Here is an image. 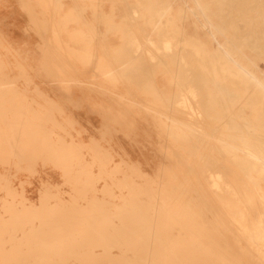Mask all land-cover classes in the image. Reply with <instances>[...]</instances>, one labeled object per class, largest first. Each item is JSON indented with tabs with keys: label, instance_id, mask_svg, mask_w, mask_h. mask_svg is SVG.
<instances>
[{
	"label": "bare ground",
	"instance_id": "1",
	"mask_svg": "<svg viewBox=\"0 0 264 264\" xmlns=\"http://www.w3.org/2000/svg\"><path fill=\"white\" fill-rule=\"evenodd\" d=\"M28 1L30 2V0ZM216 1L221 3V1L223 0H216ZM47 5L44 6L50 7V5L48 6ZM54 5L52 6V8L54 7ZM250 5H252V3ZM73 7H69V8H73ZM136 7H137V2H136ZM162 8H164V6ZM81 9H83V7ZM85 9H83V11ZM93 9H95L94 6ZM133 9L131 10V12L133 11ZM152 9L153 8H150L151 11ZM27 10L30 11L29 8ZM40 10L42 11V9ZM162 11H158L159 16L161 17L164 15V13L167 12L166 10L164 12ZM40 12L38 14H40ZM33 13L34 12L32 11V14ZM94 13L96 12L94 11ZM36 15L37 14L35 13L34 16L36 17ZM29 16H31V11ZM34 16L33 17L31 16L32 17L31 20L34 18ZM51 16H53V14ZM137 17L138 16H136V18ZM61 18L56 19L53 22L51 21L52 26L50 25V27L53 28L52 29L50 28V30H52L53 36H55V38L58 39V42L61 45V40H62L61 37L63 36V34L65 35L66 32L70 33L69 31H66V29L68 25H71L73 26V30H72L73 33L76 34L78 33L77 34L78 36L79 33H81L83 35V38L88 37L86 43L80 44V46H78L81 48V51L77 47H73L70 49L71 51H76L77 53H79L78 55H82V58L87 61L86 63H89L93 57H89L88 53L92 50V48L96 46L95 44L96 40L91 39L90 36L92 35L90 34L95 33L98 38V35L101 34V32L99 31V27L94 28L93 27L94 24H92L89 30H83L82 27L83 24L85 25V23H82L84 21L80 20L82 19V16L81 18L77 17L75 21L70 19L69 22L64 21ZM42 19H41V23L44 22ZM147 19L149 18L147 17ZM36 20H38L39 22V18H37ZM47 20L45 18V21ZM35 21H33V23ZM100 21L105 23V21H103L102 19ZM112 22H111L112 25H109L110 23L108 24L109 30L107 31L115 29L116 25L114 20ZM53 23L55 26L53 25ZM130 23L131 22H128L129 26ZM34 24L36 25V23ZM79 24L81 25L80 27H78ZM223 24L224 23H222V25ZM178 25H182V24L180 23ZM43 26L45 25H42L40 27ZM45 27H43V30H45ZM202 27L207 30L206 32H208L207 33L208 36L214 40L215 44L219 48L217 52L221 56H218L216 52L215 53L209 52V50H207L204 41L195 38V36L194 37L191 36L187 32L188 28L186 26L187 29L185 27L183 29L184 38H185L184 44L192 47L193 54L200 59L199 65H202V63H204L206 57L211 59L212 61L213 60L216 61L217 63H223L222 60H225L226 64L223 65V68L225 71H227L228 74L231 75L232 78H236V79L245 78V81L253 84L255 90L258 93H261L262 96L264 97V72L256 68V64L254 61L255 57H252L254 55L256 56L264 55V43L262 44L258 41L253 40L257 36H247L246 37L247 41L245 45L251 47L255 51H254V55H250V52L243 53L241 51V55H242L241 57H243L245 61L242 62L240 58L233 57L232 55L229 54L228 51H225L222 48L224 44L218 40L216 33L217 31H219V33L221 32V34L223 33L221 30L216 29V24H214L212 18L211 19L206 18L205 24ZM37 28L39 29L38 26ZM131 29H133L132 26ZM63 30H65L66 32ZM251 31L253 30L251 29ZM102 34H104V32ZM125 34H128V32L127 33L125 32ZM135 34H137V32L134 31V36H136ZM143 34L145 35V33ZM143 34L140 35L139 37L140 40L142 38L141 36H144ZM127 36L125 38L126 40H127ZM137 36H139V33L137 34ZM157 36L159 37V35ZM104 37L108 38L105 35ZM144 37L142 39H145ZM51 39L50 37L48 38L49 41ZM76 40L78 41V39ZM137 41L136 44H139V41L138 42ZM149 42L147 43L146 41L147 45L150 44ZM54 43L55 45H59V43L57 44L56 41H54L52 44L54 45ZM143 43L145 42H142V44ZM154 43L155 42H153V44ZM44 44L43 45L39 44V45L42 46L43 48ZM142 44L141 45L139 44L137 46L138 47L143 46ZM157 45L158 44L156 42L155 46ZM167 45L168 44H166L165 46ZM46 46L49 47V45ZM63 46L64 45H62L61 47L62 49ZM115 46H118V44ZM176 46L177 45H175V47ZM54 47H58V46H54ZM54 47H50V48H54ZM66 47L67 46L65 44V48ZM129 47L127 44V49ZM151 47L153 46L150 45L149 47L150 49L148 50L147 48V51L150 52L156 49V48L152 49ZM163 47L164 45L162 46V48ZM167 47L171 49V47L169 46ZM102 48L100 50H103ZM122 48L123 47H121V49ZM133 48L136 47L134 46ZM141 48L139 49L137 48L136 50L138 52L146 50V49L140 50ZM44 49L45 48H43V50ZM136 50L134 49L135 52ZM42 51L39 50V52L41 53ZM45 51H43V53L45 54V56H48L46 53L49 52H45ZM64 51L63 53H65ZM134 51L131 50L130 52H134ZM160 51L161 49L159 47V52ZM118 52L119 51L117 49L113 51L115 61L118 62L117 64L123 61L122 62L123 66L120 65V68L115 70V71L118 70L117 72L111 70V68L108 66L109 61H107L108 67L102 66L103 69H100L98 67V70L99 69L101 71L103 70V72L101 73H103V76L105 78L107 77V79L109 78L110 80H115V82L123 80L127 82L128 85L129 74H132L137 68L139 69L140 66L138 67L137 63H130L129 61H126V63L129 64V66L127 65L128 66L127 67L124 63L125 56L123 59L122 56L120 57L119 55H117ZM159 52L156 54L159 55ZM170 52H172V50ZM161 53L163 52L161 51ZM49 54H52V52H50ZM57 54L62 55L59 52ZM137 54L138 53H135L133 55V58ZM144 54L145 53L143 52L142 55L144 56ZM113 55H111V57ZM139 55H141V52L139 53ZM149 55L152 56L151 53ZM69 56L71 55L69 54ZM73 56L77 58L76 55ZM164 56H165V52H164ZM172 56L175 57V55ZM111 57L110 59H112ZM145 57L147 58V56ZM43 58H44L42 62L43 67L41 66L43 69L41 68L40 70L42 71L44 70L43 74L47 75L51 72V71L49 72L48 66L51 65L50 62L53 57L52 58L43 57ZM50 58L51 60L50 62H48L50 64L47 66L46 61H49ZM162 58L163 56L161 57V59ZM148 59L150 61L151 58ZM66 60H68V58ZM173 60H177V59L173 58ZM142 61H144V59ZM155 61L158 62V60ZM39 62H41V59ZM62 62L63 61H61V63ZM117 64L115 66H117ZM249 64H254V69H251L252 67H250ZM54 65L52 66L54 67ZM65 65L67 68L68 64ZM7 66L8 65L4 62L2 57H0V192L3 194L2 196H0V264H264V113L262 111L264 108H260V106L258 107L257 104L258 100L255 96V91H253L254 87L247 88L248 90L246 89L247 97L246 99L243 98V100H245L244 112L241 113L239 111L235 116L231 117L230 128L229 125H227L229 128L228 137H226L227 139H225V136L227 135L224 134H223L224 137H221L218 134H217L218 137L213 135L209 136V137L213 136V138L217 137L218 139L216 138L215 140L216 142L218 141L220 143L218 144L221 146H219L218 144H217L218 147L217 145L214 146L215 141L213 140L214 142L213 143L211 142L213 146L209 148L206 147V151L204 150L205 152H203L205 154H200L199 149H201V147L198 146V142L200 141L199 138L202 137L200 136L199 138L196 137V134L198 132L194 128H190L189 125H187L188 123L186 124L185 121L181 124L183 120L182 118L183 116H181L182 120L179 116L181 120L180 121L176 114L173 115L172 112L176 111L175 108V110L173 109L174 111H172L171 113L173 117L175 116V118L176 117L178 118L180 125L177 124V121H174L172 119L173 117L172 118L165 117L166 119L159 121V128L161 127L162 129L161 133H163L165 137L168 139L167 141L169 147L166 150H165L166 147H164V151H167L165 153L168 154V156H171L173 155L172 151H179L178 155L180 156L179 157L180 160H178V162L176 163L177 161L176 159V161L172 165L169 162L170 164L168 166L161 161H156V162L151 161L149 163L147 162L146 165H142L137 161H126L123 159L115 162L113 159L115 157V153L104 148L101 142H99V140H96L95 138L91 137L90 141L88 142L84 141V139L81 138V134H82L81 129L78 130L76 128L78 123L74 121L72 118L66 116L64 112L65 109L63 103L60 100L49 98L44 93V91L38 88H33V89L29 88L28 86L29 83L27 82H29L31 78L30 75L27 73L28 71H25V67L23 68L20 64H18L19 73L15 77H11L7 75L8 74L6 71L8 69ZM134 66H137L136 69L134 68ZM50 67L49 69L53 68ZM56 67L57 70L53 68L55 71L54 70L52 71L55 72L56 75H54V73L52 72L51 73L53 74V77H55L54 79H60L62 76L61 70L58 72L59 67L58 66ZM61 67L59 69H61ZM181 67L183 69L182 64ZM44 68H47L49 73H46ZM63 68L62 70H64ZM164 69H165L164 67H161V69L160 67L156 68L157 71H163ZM156 70L155 72H157ZM185 70L186 69H184V72H186ZM172 73L173 72L164 74V76L168 77V82L166 83H169L167 84L168 86L166 89L160 87L158 88L156 87L157 86L156 84H155L156 86L151 84L150 88H148V90L146 91H149V89H151V91L154 92L155 96H162L160 97V99L164 98V101L166 99L168 100L169 97L171 99V95L175 91H177L175 93H179V91L184 89L181 88V90L179 89V91L175 89L176 83L174 82V80L176 76L175 73L174 74ZM52 74L49 75V77H52ZM37 75L39 74L37 73ZM198 75L199 74L197 75L194 74L193 77H197ZM177 76L181 77V75L180 76L177 75ZM182 76L185 75L183 74ZM186 77H188V75ZM214 77L217 78L218 75L215 73ZM181 78L183 79V77ZM198 78L199 76L196 79L198 80ZM188 79L189 78H187V80ZM200 79H202V77H200ZM18 80H21L22 84L24 85L17 86ZM191 81L192 80H189V82ZM194 81H193V85H197L196 82ZM67 82L68 81L64 83ZM189 82L186 81V83ZM144 84L145 83H143V85ZM190 84H188V86H190ZM180 87H182V85H180ZM65 89L64 92L67 93L68 88L66 90ZM127 90L129 89L127 88ZM195 91H197V89ZM102 92L104 91L102 90ZM206 92L207 91H204V94ZM70 93L71 92H69L68 95ZM130 93L129 94L127 93L128 96L130 95ZM141 93L143 94L142 91ZM190 93L192 92L190 91ZM211 93L213 94V92ZM134 94H136V92ZM204 94L203 97H207L206 96L207 94L206 95ZM218 94L219 95L221 94L222 96L224 94V90L223 91L218 90ZM175 95H179V94H175ZM195 96L198 97L197 93ZM196 97L193 96V98L195 99ZM185 98L186 97L184 95V99ZM190 98H192V96ZM120 99L122 100V98ZM184 99L183 101L186 100ZM195 99L193 100L196 104L202 98L199 99L197 102ZM205 99L202 100L206 101ZM261 99L264 101V98ZM227 100L228 99H226L225 101ZM177 101L179 102V100ZM236 102L237 100L235 101V103ZM178 104H172L174 105L173 108L175 106L177 107ZM180 104H183V102ZM180 104L178 106L182 107ZM200 104L203 105L202 101L201 103H198L199 106ZM74 105L77 106L76 103ZM137 105L140 106L139 104ZM170 105L171 104H169V106ZM186 105H184L183 107L184 109L186 108ZM207 105L209 104L207 103ZM217 105L219 106V104ZM160 106L162 107V105H159V107L157 106L156 109L157 111L158 108H160ZM228 106L229 104L227 105V107ZM148 107L150 108V106ZM193 107L195 108V106H192V108ZM212 107H215L214 104L211 105V108ZM244 107L242 109H244ZM100 109L102 108L100 107ZM164 109L166 108H163L162 109L163 111L159 110V112L160 111L165 113L168 112L167 109L166 110ZM218 109L214 111L216 112L218 111ZM156 110L154 111L156 112ZM170 110H172V108L169 109V111ZM178 110L180 109H177V112ZM192 110L190 109L191 112ZM196 110L194 109L195 112H197ZM248 110H250L249 113ZM184 111H182V113ZM105 113L106 112H104V114ZM210 113L211 115L213 114L212 112ZM160 114H159V118H160ZM197 114L198 115L200 114V117L204 116L203 114L201 115V112ZM189 115L186 114V117L184 118H188L187 116ZM214 115L212 116L213 117L219 116L218 113ZM162 116H164V114ZM107 117H109V115ZM117 117L118 119L120 118L119 116ZM235 118H239L241 122L236 121ZM155 119H158V117ZM193 119L195 118L193 117ZM111 120L113 119L111 118ZM198 120H200L201 122V119ZM217 120L218 118H216L215 122ZM197 121H195V123ZM225 121H228V119H226ZM121 122L123 121L121 120ZM189 123L190 125L191 123L194 124V122H189ZM205 124H207V120ZM212 124H216V123L211 122V125ZM197 125L198 124H194L193 126H197ZM202 125L204 126V124ZM211 127L209 129H211ZM197 128L199 129L200 127ZM101 131H102L101 140L105 141L107 139L106 135L107 134L109 135V133H107L105 128L103 130L101 129ZM207 131L209 132V130ZM218 131L219 130H217L216 132L218 133ZM205 132L206 131H204V135ZM212 132L210 131V133ZM224 132L222 130V133ZM128 134L130 135V133ZM201 136H203V134ZM213 138H211V141ZM169 142L171 143V145L169 144ZM172 145L175 148L172 147ZM207 149H209L210 151L207 152ZM164 156L166 157V155ZM199 157H202L200 159L204 160L203 163L195 161L196 158ZM166 158L168 159V157ZM201 166H203V168ZM211 168H213L212 172L216 173L214 177L218 179V186L220 185L219 188L220 191H217L216 189H215L216 191L210 190L209 188L205 187V184L203 185V183L200 180L201 178L199 174L200 169H202V171L203 170L209 171V169ZM42 169L44 170L46 175L47 172H58L60 174L61 184L53 185L51 183H48V181L43 180L39 187V196L37 201L35 202L31 201L24 192L22 186L26 182H21V190L14 188V186L12 185L13 179L20 178L22 177V175L27 178H34L35 176L39 175L38 173L42 172ZM63 186L68 187V191H66V194L68 195L67 198L63 197Z\"/></svg>",
	"mask_w": 264,
	"mask_h": 264
},
{
	"label": "rangeland",
	"instance_id": "2",
	"mask_svg": "<svg viewBox=\"0 0 264 264\" xmlns=\"http://www.w3.org/2000/svg\"><path fill=\"white\" fill-rule=\"evenodd\" d=\"M51 1L52 0H40V1L38 0V3H40L39 4L40 7L37 6V12H40L41 11L40 9H42V11L39 14V18H41V19L43 18L42 20L44 22H42V23L45 24V26H46L45 27V30L46 31L43 30V27H42V32H40L38 30V32H39L38 33V37L37 38H34L31 41L30 40L27 41L23 37H21V38H15L14 36L11 37L13 39H11V40H9L7 42H5V41L2 42L1 39H0V50L1 49H4V51H6V50L8 51L7 48H8L9 42L12 41V40L14 41V39H15L16 42L18 44H20V45H24L26 43H30L33 48L36 47L35 53L31 57L32 60L39 61L41 59V61H43V59H44L43 57L48 58V56H45V54L43 53V51L46 50V48L43 50V48L45 47V45H44L43 48L40 45H43L45 43L44 40H48L49 37H50V39L52 38L50 41L48 40V43L51 42V45H52V43L54 41H56L57 44L59 43L58 42V39H56L55 36H53L52 30H50V28L52 29L53 27H50V25L52 24L51 21L53 22L54 20L61 18L60 14H59V13H61V6H56V4L58 3L57 0H53L54 2L53 1L51 2ZM208 1L209 2L211 1V2L209 3ZM46 2L48 3V5H50V7L47 5ZM68 2H69L68 5H70V7H73L74 6V3L75 4H82V3H86L87 4V6L83 7V9L86 8L85 9L86 11L84 10L85 12L84 11L82 12V19H80V20L84 21L82 23H85V24L88 23V25L91 27L92 24H93V22L95 21V20H93L94 17H95V14H98V10H100V9L98 7L97 8L94 7L95 9H93V5L87 3V0H68ZM136 2H137V7H136ZM54 3H55V5H54ZM133 3H135V4H133ZM165 3H167V4H165ZM248 3H249V5H248ZM251 3H252V5H250ZM107 4H109V5L108 6H105L104 10L105 11L106 10L109 11V12H107V16H109L110 14L113 15L111 18L115 21V25H116L115 26V31H113L111 33V35H110V37H111L110 40H111V42H112L113 45L114 44L115 45L118 44V46H115L114 45L115 46V50L117 49L119 51L117 53V55H119L120 57L122 56L123 59H124V56H125L124 63H125L126 66L127 65L129 66V64L126 63V61H129L130 63H137L138 67L140 66L139 69L138 68L136 69L137 66H134V68L136 70L132 74H129V79H128L129 84L128 85H127V82L121 80V81L115 82V85L114 84H110V83H106V82H102V83H106V84L100 87L101 90L99 89V87L98 88H93V87L86 88L85 86H83L84 85V82H86L87 80H89L91 78L93 80L96 79V78L97 79H103V76H101V74L98 73L97 70H94L91 67H89L90 65H85V64H83L84 62L82 63L80 60H79V62H72L70 58L72 57V59H75V56H73V55H76V54H73V52H71L70 50H66V48H63L65 50L64 51L61 48L60 43H59V45H55V43H54L53 47L54 46H58V47H54V48L55 49L57 48L58 50L57 49L56 50L59 53H61L62 55H58L57 54L58 52L54 48H50L52 46H49V50L48 51L47 50L45 51V52H49V53L52 52V55L54 56V59H53V61L51 60V63L53 62L52 64L53 65L55 64V66L61 67V66L64 65L63 67H66L65 64H68L67 67H71V66L78 65V66H81V67L82 66L83 67H88L90 69V70H80V69H78L76 67H74V68L72 67V68H68L67 70L61 71V74L65 72L64 79H66L67 81H70L69 88L68 89L66 88L67 91H68V93L69 92L73 93V91L75 92V95L72 96V100H71L72 102L73 101L74 102H81V103H83V105L85 104V105H88V106H89V104L91 106H93V104L94 105H97V106L100 105V107L102 108V110L104 109L102 113L100 112L103 115V120L101 118V116H102L101 115L100 116L101 119L98 118V121H97V123H95V126H96V128H98L99 126H101V124H103V127L106 129L107 133H109V135L108 134L106 135L107 142H106V140L105 141L104 140H101V136L98 135V133H96V131L92 127H90L84 121V118L82 117V114L83 113H81L79 115L78 113H80V112L75 111V110H78L76 108H73L74 109V112L72 111L73 110L71 108L72 107V102H66V101L63 102L62 101L63 98L61 97V95H58L57 97L56 96L51 97L49 95V98H52V99L54 98V99L60 100L63 103L64 109H65L64 112H65L66 116H68L69 118H72L74 121H76L78 123V125L76 126V128L78 130L81 129V131H82L81 138L82 139H85L86 137H88L89 135H91V137L95 138L96 140H99V142H101V144H102V146L104 148H106V149H108V150H110V151H112V152L115 153V157L113 158L115 162L123 159V160H126V161H137V162H139L142 165H146L147 162L149 163L151 161H153V162L161 161V162H164L167 166L170 163H171V165L174 164V162L176 161V159H177L176 163L178 162V160H180L179 159L180 156L178 155L179 154V151H172L173 155H171V156H168V154L165 153L167 151H164V147H166L165 150L169 147L168 141H167L168 139L165 137V135L163 133H161V131H162L161 127L159 128V121L160 120H163V119H166L165 117L172 118L173 117L172 116V113H173V115L176 114L178 118H179V116H180V118H181V116H183L182 117L183 120L181 118V120H182L181 124L185 121L186 124L188 123L187 125H189L190 128H194L198 132L197 133L198 136L196 134V137H198V138H199V136L202 137V138H199L200 141L198 142V146L201 147V149H199L200 154H205L203 152L206 151V147L209 148V147L213 146L212 143L214 141H215L214 142V146H216L219 143L218 141L216 142V140H215L218 137L217 134L220 135L221 137H224V135H227V136H225V139H227L226 137H228V132H229V128H230L231 117L232 116H235L239 111L241 113L244 112V110H245V107H244L245 106L244 105L245 100H243V98L246 99V97H247V90H248L247 88H253L254 86H253V84L246 82L245 81V78L244 79H242V78L241 79L232 78L231 75L228 74L227 71H225L224 68H223V65L226 64L225 60H222L223 63H217L216 61H214V60L212 61L211 59H209V58L206 57V60H204V63H202V65H199L200 59L193 54L192 47L189 46V45H185L184 44V39L185 38H184V30L183 29H184V27L186 28V26H187V28H188V29L186 28L187 29V32L191 36H193V37L195 36V38H198V39L203 40L204 43H205V45H206V47H207V50H209V52H214V53L216 52L218 54V56H221L217 52V50H219V48L215 44L214 40L211 39L208 36V34H207L208 32H206L207 30L202 27L205 24V19L206 18H210V19L212 18V20L214 21V24H216V29L217 30H221L222 33H223V34H221V32L219 33V31H217V33H216V36H217L218 40L221 43L224 44V46L222 48L225 51H228L229 54L232 55L233 57L240 58L242 62H245L244 61V58L241 57L242 56L241 55V51L243 53H246V52L249 53L250 52V55H254V51H255L251 47L245 45L246 44V41H247L246 37L247 36H257L253 40L258 41V42H260L262 44L264 43V0H223V1H221V3H219L216 0H205V1L204 0H169V2H168V0H115V6L110 5V2H107ZM216 4H218V5H216ZM44 5H47L51 9H49L48 7H46ZM53 5H54V7L52 8ZM132 6L134 7V9H133ZM163 6H164V8H162ZM210 6L211 7L213 6V7L211 8ZM47 8L49 10H51V11H49ZM150 8H153L152 11L150 10ZM69 9L71 10L70 14H72L73 11H74V9H76V7L69 8ZM83 9H81V10H83ZM132 9H133V11L131 12ZM148 9H149V11H148ZM93 10L96 13H94ZM114 10H115V13L114 14L113 13H110L111 11L113 12ZM165 10L167 12L164 13V15L162 17L159 16L158 11L164 12ZM43 11H44V13H43ZM211 13H213V14H211ZM52 14H53V16H51ZM129 14L132 16V18H131V16ZM133 15H135V16H133ZM192 15H193V17H192ZM57 16H60V17H57ZM136 16H138V17L136 18ZM146 16L149 19H147ZM77 17H78V15H76V14L73 15L72 14V15H70V18H65L64 21L69 22L70 19L73 20V21H75L77 19ZM45 18H46V20L47 19H49V20L45 21ZM111 18L110 17H107V18H105V20L106 21H108V20L111 21L112 20ZM117 19H118V21H117ZM132 19H134V20H132ZM150 19H152V20H150ZM86 20H87V22H86ZM89 20H90V23H89ZM176 20H177L178 23L176 22ZM147 21H149L150 24ZM128 22H131L130 23V26L128 25ZM46 23H47V25H46ZM180 23L182 25H178ZM222 23H224V24L222 25ZM18 25H20V24H18ZM53 25H54V23H53ZM176 25H178V26H176ZM131 26H132L133 29H131ZM182 26H183V28H182ZM218 26H221V27H218ZM137 28L139 30H141V29L142 30L139 31ZM251 29L253 31H251ZM133 30L135 32H137V34L139 33V36H137V34H135L136 36H134V31ZM125 32L126 33L128 32V34H130V35L125 34ZM142 32L145 33V35ZM227 33H229V34H227ZM0 34H1V32H0ZM141 34H143L145 36V37L144 36H141L142 38L144 37L146 39V37H147V39H149V40L146 39L147 43L150 41L149 42L150 43L149 45H147L145 39H142V38H141V40L139 39V37H140ZM157 35H159V37ZM43 36H45V37L47 36V37L46 38H42ZM92 36H93V33H92ZM126 36H127V40L130 38L128 41L125 39ZM205 37H206V39H205ZM208 37H209V39H208ZM84 39L85 38H83V37L81 38L82 41H84ZM137 39H138L140 45L142 44V42H145L142 45L143 46L146 45V46H144V47L143 46H139L138 47L137 45H139V44H136ZM120 40H121L122 43L120 42ZM129 41H130V43H129ZM159 41H160V43H159ZM161 41L162 42L166 41L167 43L166 42L162 43ZM153 42H155V43L153 44ZM156 42L158 44L157 46H155L156 45ZM124 43H126V44H124ZM165 43L168 44L167 46L171 47V49L168 48L167 46H165L166 45ZM127 44H128V47L129 46H132L133 44L134 45L132 47H129L127 49ZM162 44L164 45L163 48H162V46H163ZM150 45L153 46V47H151L152 49L153 48L154 49L156 48V49L153 50V51H150V52L147 51V48H148V50L150 49L149 48ZM175 45H177L178 47L177 46L175 47ZM120 46L123 47L122 48L123 50L121 49ZM134 46L136 48H133ZM158 46L160 47V49H161V51L163 53H161V51L159 52V47ZM39 48H41V49H39ZM59 48H61L62 50L59 49ZM137 48L138 49L141 48L140 50H144V49H146V50L140 51L141 52V55H139L140 52H138L136 50ZM120 49H121V52H120ZM130 49L132 51H134V49H135L136 52L135 51L134 52H130L131 51ZM39 50H41V51L43 50L42 53L39 52ZM171 50H172V52H170ZM63 51L65 53H63ZM107 51H108V49H107ZM100 52H101V54L103 56H105V52L104 51L101 50ZM143 52L145 53L144 56L142 55ZM158 52H159V55L160 56L158 54H156ZM164 52H165V56H164ZM166 52H167V55H166ZM49 53L47 55H50ZM66 53L67 54L69 53L71 56H69V54L67 55ZM135 53H138V54L135 55L134 58H133V55ZM147 53H149V54L151 53L152 56L149 55V54H147ZM154 54H156V55H154ZM138 55H139V57H138ZM172 55H175V57L172 56ZM76 56L79 57L78 55H76ZM145 56H147V58ZM162 56H163V58L161 59ZM0 57H2V59L4 60V62L8 65L7 67H9V65L16 64L14 62L12 64H11V62L8 63L6 61L5 56H3V55H1ZM106 57L109 59L110 58L109 57V54L106 55ZM252 57H255L254 61H255V64H256V68L258 70L264 72V67H263L264 66V55H261V56L254 55ZM67 58H68V60H66ZM148 58H151L152 60L150 59V61H149ZM173 58L174 59L176 58L178 60V62H177V60H173ZM259 58H260V60H259ZM20 59L21 60H25V61L28 60V62L30 61V57H29V59H27V57L21 56ZM143 59H144V61H142ZM155 60H158V62L155 61ZM61 61H63V62L61 63ZM164 61H167V62H164ZM122 62L119 63V64H117L118 62L115 61V65L117 64V66H118V67L115 66L116 67L115 70L118 69V68H120V65L123 66V63ZM60 63H61V65H60ZM181 64L183 66V69L181 67ZM177 65H178V67H177ZM249 65H250V67H252L251 69H254V64H249ZM157 67H160V69H161V67H164L165 69L163 71H157L156 70ZM170 69H171V71H170ZM184 69H186L185 70L186 72H184ZM155 70L157 72H155ZM59 71L60 70H58V72ZM117 71H115V72H117ZM170 72H173L172 74L175 73V76H176L175 77V80H174V82L176 83L175 89L179 91V89L181 90V88H184L181 91H179V93H175V92H177V91H175L171 95V99H173V100H171L170 97H169L168 100L166 99L164 101V98H162L163 100L160 99V97H162V96H155L154 95V92L151 91V89H149V91H146V90H148V88H150V85L151 84H153L154 86L157 85L156 87H158V88L160 87V88H165L166 89L167 86H168L167 84H169V83H166V82H168V77L164 76V74H166V73L168 74ZM7 73H10V71H7ZM53 73H54V75H56L55 72H53ZM182 73L185 76H182L183 75ZM186 73H187L188 77H186L187 76ZM215 73L218 75L217 78L214 77ZM190 74L192 75V78H191V75ZM194 74H196V75L199 74L198 75L199 76L198 80L196 79L198 76L197 77H193ZM177 75H179V76L181 75V77H183L184 81H183V79L181 77H178ZM150 76H152V77H150ZM157 76L160 77V78H158ZM200 77H202V79H200ZM209 77H210V79H209ZM50 78H52V77H50ZM54 78L55 77H53L52 79H54ZM187 78H189V79L187 80ZM52 79H51V81L52 82L54 81L53 83H60V81H61L60 80L61 78L60 79H55L56 81L55 80H52ZM57 80H60V81H57ZM189 80H192V81L189 82ZM176 81H178L179 83L176 82ZM186 81H188L189 83H186ZM193 81L196 82V84L198 86L197 85H193ZM215 82H217V83H215ZM132 83H135V84H132ZM143 83H145V84L143 85ZM190 83H192V84H190ZM122 84H125V85H122ZM178 84L182 85V87H180V85H178ZM188 84H190V86H188ZM193 86H195V87H193ZM202 86H203V88H202ZM188 87L190 89H193V90H190ZM127 88L129 90H127ZM40 89L43 90L46 93L44 87H42ZM106 89L107 90L109 89V90L107 91ZM140 89H142V90H140ZM196 89H197L198 92L199 91H201V92L198 93L197 91H195ZM200 89H202V90H200ZM60 90H61V87L57 88V91H60ZM102 90L104 92H102ZM218 90H222V91L224 90V94L222 96H221V94L219 95L218 94ZM141 91L143 92V94L141 93ZM190 91L193 94L190 93ZM204 91H207V92L204 94ZM253 91H255V96H256V98L258 100V103H257L258 104V107L260 106V108H264V101L261 99V98H264V97L262 96L261 93H258L255 90V87H254V90ZM78 92L80 93V96H78ZM98 92L101 95H99ZM130 92L132 93V95H131ZM135 92H136V94H134ZM195 92L197 93L198 97L195 96L196 95ZM211 92H213V94ZM94 93H96V94H94ZM127 93L128 94L130 93V95L128 96ZM148 93L149 94L151 93V94L149 95ZM200 93H202V94H200ZM145 94H148V95H145ZM175 94H179V95H175ZM203 94L204 95L207 94L206 96L208 97V99H207V97H203ZM118 95H119L120 98H122V100L118 97ZM184 95L186 97L185 98L186 100L184 99ZM182 96H183V98H182ZM191 96H192V98H193V96L196 97V99L193 98V99L196 100V102L199 99H201V98L202 99H205L206 98L205 99L206 101H204V100L201 99L199 102H197L195 104L194 100L192 98H190ZM199 96H202V97H199ZM218 96L220 98H222V99H220ZM177 97L178 98L180 97V98L178 99ZM236 98H238V99H236ZM183 99L185 101H183ZM226 99H228V100L225 101ZM147 100H148V102H147ZM177 100H179V102ZM236 100H237V102L235 103ZM241 100H242V102H241ZM201 101H202V104L203 105L200 104V106H199L198 103H201ZM117 102H119V103H117ZM133 102H135V103H133ZM150 102H151L152 105L150 104ZM182 102H183V104H180ZM155 103H157V104H155ZM178 103L182 107L178 106L179 105ZM207 103L209 105H207ZM242 103H243V105H242ZM137 104H139L140 106H138ZM169 104H171V105L169 106ZM172 104H178V105H177V107L175 106L173 108L174 105H172ZM212 104H214L215 107H212L211 108V105ZM217 104H219V106ZM228 104H229V106L227 107ZM159 105H162V107L160 106L161 109L158 108V111H157L156 109H157V106L159 107ZM184 105H186V108L185 109L183 108ZM232 105L235 108H233ZM124 106L125 107H128V108H125ZM148 106H150V108ZM151 106H152V108H151ZM192 106H195V108L194 107L192 108ZM203 106H206V107H203ZM201 107H203V108H201ZM243 107H244V109H242ZM163 108H166L167 111L169 112V114H168V112H166V113L165 112H162L163 111L162 110ZM171 108H172V110L169 111V109H171ZM175 108H176V111H174ZM206 108H207V111H206ZM166 109H164V110H166ZM177 109H180V110H178V112H177ZM190 109L191 110L193 109L192 112L190 111ZM194 109L195 110L198 109V110H196L197 112H195ZM216 109H218V111L215 112L214 110H216ZM154 110H156L157 113ZM159 110H162V111L159 112ZM230 110H232V111H230ZM241 110H243V111H241ZM129 111H131V112H129ZM172 111H174V112H172ZM182 111H184L183 112L184 114L182 113ZM262 111L264 113V109ZM104 112H106V113L104 114ZM119 112H121V113H119ZM200 112H201V115L202 114L204 115V116H201L202 118L200 117V114L199 115L197 114V113H200ZM210 112L213 113L212 115L218 113L219 116L218 117H213ZM220 112H222V113H220ZM249 112H250V110H248V113ZM107 114L109 115V117H107L108 116ZM123 114H125V115H123ZM159 114H160V118H159ZM163 114H164V116H162ZM186 114L187 115L190 114L189 116H187L188 118H184V117H186ZM206 114H208V115H206ZM115 115L119 116L121 119L120 118L118 119V117L115 116ZM110 116H111V118L113 120L116 119V117H117V119L114 120L115 122L113 120H111ZM226 116H227V118H226ZM106 117L109 118V119H107ZM157 117H158V119H155ZM177 117L175 118V116H174L172 119L174 121H177V124L180 125V123H179L180 118L178 120ZM193 117L196 120L193 119ZM204 117H206V118H204ZM189 118H191V119H189ZM216 118H218V120L215 122ZM184 119H186V120H184ZM198 119H201V122ZM224 119L225 120L228 119V121H225ZM121 120L123 122H121ZM188 120H190V121H188ZM202 120H204V121H202ZM206 120H207V124H205L206 123ZM223 120H224V122H223ZM235 120L241 122V120L239 118H235ZM195 121H197V122L195 123ZM208 121H210V122H208ZM221 121H222V123H221ZM189 122H194V124H198V125L197 126H193L194 124L191 123V125H190ZM211 122L212 123L214 122L216 124H212L211 125ZM217 122L219 123V125H218ZM124 124H126L127 126L124 125ZM202 124H204L205 127ZM223 124H224V127H223ZM119 125H120V127H119ZM199 125H201V126H199ZM227 125H229V128H228ZM209 126L210 127L212 126L211 129H209L210 128ZM103 127H102V130L104 129ZM197 127H200V128L198 129ZM213 127H215V128H213ZM201 129H204V130H201ZM198 130L202 131L203 133L200 132V131H198ZM207 130H209V132ZM217 130H219L218 133L216 132ZM222 130H223V132L224 131H227V132L222 133ZM204 131H206L205 132V135H204ZM210 131L211 132L213 131V132L210 133ZM128 133H130V135ZM200 133H202L203 136H201L202 134H200ZM84 134H88V135L87 136H84ZM210 135L217 136V137H214V138H213V136L209 137ZM127 136H129V137H127ZM157 136H159V137H157ZM160 137H161V139H160ZM204 137H207V138H204ZM211 138H213L212 141H211ZM208 139H210V140H208ZM86 142H88V141H86ZM161 142H163V143H161ZM200 142H201V144H200ZM165 143H166V145H165ZM203 143H204V145H203ZM169 144L171 145L170 142H169ZM218 145H217V147H218ZM219 146H221V145H219ZM172 147H174V146L172 145ZM208 151H210V150L207 149V152ZM164 155H166V157H168V159ZM200 158H202V157L196 158L195 161L203 163L204 160L203 159H200ZM201 167L203 168V166H201ZM212 170H213V168L209 169V171H207V170L206 171L205 170L202 171V169H200V171H199V174L201 176L200 180L203 183V185L205 184V187L209 188L210 190H213L214 191L216 189L217 191H220V189H219L220 188V185L218 186V179H216L214 177V175H216V173L212 172ZM38 174L39 175L38 176H35L34 178H27V177H25V176L22 175V177L15 178L12 181V185L14 186V188H16L18 190H21V182H26L22 186L23 187V190L26 193L27 197L31 201H34V202L37 201V199H38V196H39V187H40V184L42 183L43 180H46V181H48V183H51L53 185L61 184L60 174L58 172H47V175H46L45 172H44V170L42 169V172L41 173H38ZM202 177H204V178H202ZM212 178H213L214 181L212 180ZM204 179H206V180H204ZM212 183L215 184V185H213ZM66 191H68V187L67 186H63V197L64 198H67V196H68L66 194ZM2 195L3 194L0 192V196H2Z\"/></svg>",
	"mask_w": 264,
	"mask_h": 264
},
{
	"label": "crops",
	"instance_id": "3",
	"mask_svg": "<svg viewBox=\"0 0 264 264\" xmlns=\"http://www.w3.org/2000/svg\"><path fill=\"white\" fill-rule=\"evenodd\" d=\"M57 1H60V2H58L59 3V5L58 4H56V6H61V13H59L60 14V16L62 17L63 15L65 16H63L62 17V19L64 20V18H69L70 17V15H72L73 13L74 14H76V15H78V17H81L82 16V12H83V10H81L80 8V6H82V7H85L86 6V3H82V4H75L74 3V7H77L78 9H74V11H73V13L72 14H70L69 12H71V10L69 9V7H70V5H68V0H57ZM29 1L28 0H0V32H1V34H0V39H1V41L3 42V41H5V42H7V41H9V40H11V39H13V38H11L12 36H14L15 38H21V37H23L24 39H26L27 41L28 40H33L34 38H37L38 37V31H37V26L39 27V31L40 32H42V27H40V26H42V25H45L44 23H41V18H39V12H37V6H39V4L40 3H38V1H36V0H30V2L28 3ZM63 4H62V3ZM107 2H110V5H112V6H115V0H87V3H92V5L94 6V7H98L100 10H98V14L97 15H95L96 17H94V19L93 20H95V18H96V20L93 22V27L95 28V27H99V31L101 32V34L104 32V34H100V35H98V38H97V35L95 34V33H93V37L92 36H90V38L91 39H95L94 41H95V44H96V46L94 47V48H92V50L88 53V55H89V57H93L92 58V60L89 62V63H86L87 61L86 60H84L83 58H82V55H78L79 53H77L76 51H71V49L70 48H73V47H77V48H79L80 49V51H81V48L80 47H78V46H80V44H83V43H86V41H87V39H88V37H84L85 38V40H84V42L81 40V38L83 37V35L81 34V33H79V36L76 34V33H73L72 32V30H73V26H71V25H68V27H67V29H66V31H69L70 33H68V32H66L65 30H63V31H65L66 33H65V35L63 34V36L61 37L62 38V40H61V47H62V45H64L63 46V48H65V44H66V48H68L67 50H70L71 52H74L73 54H76V55H78L79 56V58L77 57V58H75V59H72L71 58V61L72 62H79V60L80 61H82V62H84L83 64H85V65H90L89 67H91L92 69H94V70H97V72L98 73H100L101 74V76H103V73H101V72H103V70L101 71L100 69H103L102 68V66H104V67H106L108 64V62L107 61H109V67L111 68V70H113V71H115V58H114V55H113V51L115 50V46L112 44V42H111V37H110V35H111V33L113 32V31H115V29H112V30H110V31H107V30H109V28H108V24L109 25H112V21H106L105 20V18H107V17H112L113 15H109V16H107V12H109L108 10H104V8H105V6H108L109 4H107ZM29 4V5H28ZM30 4H31V6H30ZM63 5V6H62ZM29 6V7H28ZM32 6H33V8H34V10L36 11H34L33 10V8H32ZM32 9H31V8ZM30 9V11H31V16L33 17L34 15H35V13L37 14L36 15V17L37 18H39V22L41 23V24H39V22H38V20H36L37 18L34 16V18L31 20V16H29V14H30V11H28L27 9ZM70 10V11H69ZM78 10H80V11H78ZM32 11L34 12L33 14H32ZM68 12V13H67ZM79 12V13H78ZM110 13H115V10L112 12H110ZM73 14V15H74ZM81 16H80V15ZM101 16V17H100ZM58 17V16H57ZM99 17V18H98ZM36 18V19H35ZM36 21H35V20ZM103 20V21H105V23L104 22H101L100 20ZM112 19V18H111ZM31 20V21H30ZM113 20V19H112ZM33 21H35L34 23H36V25L33 23ZM112 22V23H111ZM115 22V21H114ZM103 23V24H102ZM107 23V24H106ZM18 24H20V25H18ZM114 24V23H113ZM35 25V26H34ZM81 25L79 24L78 25V27H80ZM89 25H87V24H83V27H82V29L83 30H89L90 29V26L88 27ZM43 27H45V26H43ZM86 27H87V29H86ZM69 29V30H68ZM70 34V35H69ZM94 34H95V37H94ZM76 37H75V36ZM90 35H92V33L90 34ZM104 35L106 36V37H108V38H105L104 37ZM47 37V36H46ZM45 36H43L42 38H46ZM70 37H71V39H70ZM72 37H74V38H72ZM80 38V39H79ZM103 40H102V39ZM74 39V40H73ZM76 39H78V41H77V43H76ZM102 40V41H101ZM26 41V42H27ZM45 41V47L44 48H46L47 46L46 45H49V46H52L50 43H48V40H44ZM80 41V42H79ZM98 41V42H97ZM66 42V43H65ZM68 42V43H67ZM100 42H101V44H100ZM98 43V44H97ZM68 45H69V47H68ZM101 45H102V47H101ZM107 46V47H106ZM53 47V46H52ZM103 49L102 51H104L105 52V55H108L109 54V57H111V55H113V57H111L112 59H108L107 57L105 58V56H103L102 54H101V50L100 49ZM106 48V49H105ZM8 51H4V49H1L0 50V54L1 55H3V56H5V58H6V61L9 63V62H11V64L14 62V63H16V64H13V65H9V67H8V69L6 70V71H10V73H8L7 75L8 76H13V77H15L18 73H19V68H18V64H20L23 68L25 67V71H28L27 73L30 75V81L29 82H27V83H29V88H38V89H40V88H42V87H44L45 88V91H46V95L49 97V95L51 96V97H53V96H58V95H61V97L63 98L62 99V101L64 102V101H66V102H72L71 100H72V96L73 95H75V92L73 91V93H71V95L69 94L68 95V92L67 93H65L64 92V89L63 88H69V86H70V82L68 81L67 83H64V82H66L67 80L66 79H64V76H65V72L64 73H62L63 75H62V77H61V81L63 82H61V83H53L52 81H51V79L52 78H50L49 77V75H51L53 72V70L55 69V70H57V67L54 65V67L52 66L53 64L50 62V60L51 59H49V61H46V64H47V66L51 63V67H53V68H51L50 66H48V70H49V72H48V70H47V68H44L45 69V72L46 73H49V74H47V75H45V74H42L43 72H44V70L42 71V70H40L42 67H43V65H42V62L43 61H41V62H39V61H37V60H32V55H34V53H35V49H36V47H32V45L30 44V43H26V44H24V45H20V44H18L17 42H16V40L14 39V41L12 40V41H10L9 42V44H8ZM47 50H49V47H47L46 48ZM108 49V51H105V50H107ZM113 49V50H112ZM108 53V54H107ZM46 54H48V53H46ZM91 54H93V55H91ZM96 54V55H95ZM111 54V55H110ZM52 54H50V55H48V57H53L52 58V61H53V59H54V56H51ZM21 56H25V57H27V59H29V57H30V61L28 62V60L27 61H25V60H21L20 58H21ZM80 57H81V59H80ZM78 59V60H77ZM99 59V60H98ZM106 59H108V60H106ZM47 60V59H46ZM111 60V61H110ZM48 62H50V63H48ZM111 62V63H110ZM112 62H113V64H114V66H113V64H112ZM41 64V65H40ZM103 64V65H102ZM38 65H39V67H38ZM76 65V64H75ZM29 66H30V69H29ZM42 66V67H41ZM107 66V67H108ZM49 67L52 69H49ZM56 67V68H55ZM74 67H77L78 69H80V70H90L88 67H81V66H78V65H76V66H74ZM73 67V68H74ZM98 67L100 68L99 70H98ZM114 69H113V68ZM37 68H38V70H37ZM60 68V67H59ZM58 68V70H61V71H64V70H67L68 68H72V66L71 67H61V69H59ZM62 68L64 69V70H62ZM43 69V68H42ZM47 70V71H46ZM54 70V71H55ZM42 72V73H41ZM37 73L39 74V75H37ZM48 76V77H47ZM10 77V78H11ZM52 77H53V74H52ZM62 78H63V80H62ZM52 80H55V79H52ZM15 81V80H14ZM51 81V82H50ZM98 81V82H97ZM100 82V83H99ZM102 82H106V83H113L114 85H115V80H110L109 78L107 79V77L105 78L104 76H103V79H89V80H87L86 82H84V85L83 86H85L86 88H90V87H95V88H98V87H101V86H103V85H105L106 83H103L102 84ZM97 83V84H96ZM53 84V85H52ZM66 84H67V86H68V84H69V86L67 87L66 86ZM22 85H24V84H22V82H21V80H18L17 81V86H22ZM38 86V87H36V86ZM65 85V86H64ZM95 85V86H94ZM97 85H99V86H97ZM27 86V85H26ZM59 87H63V88H61V90L60 91H57V88H59ZM63 89V90H62ZM41 90V89H40ZM43 91V90H42ZM62 91H63V93H62ZM94 94H96V93H94ZM63 95V96H62ZM66 95V96H65ZM99 95H101V94H99ZM35 96V95H34ZM65 96V97H64ZM78 96H80V93L78 92ZM65 98L67 99V100H65ZM77 104V106L76 105H74V104ZM78 104H79V106H78ZM74 106V107H73ZM72 109L73 108H76V109H78V110H75V111H77V112H80V113H78L79 115L81 114V113H83L82 114V117L84 118V121L90 126V127H92L95 131H96V133H98V135H100L101 136V129L102 128H100L101 126L103 127V124H101V126H99L98 128H96V126H95V123H97V121H98V118L99 119H101L102 118V120H103V115H102V117L100 118V116H101V113H102V109H100V107L99 106H97V105H94L93 104V106H91L90 104H89V106L88 105H83V103H81V102H73V105H72V107H71ZM97 109H98V111H97ZM102 110V111H101ZM73 112H74V109L72 110ZM101 112V113H100ZM100 128V129H99ZM99 129V130H98ZM95 133V134H96ZM88 134H84V136H87ZM90 137H91V135H89L88 137H86L85 139H84V141H90Z\"/></svg>",
	"mask_w": 264,
	"mask_h": 264
}]
</instances>
